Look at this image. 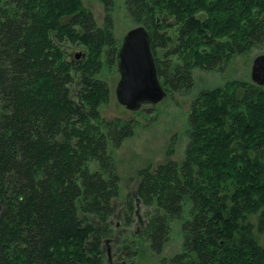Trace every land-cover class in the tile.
I'll list each match as a JSON object with an SVG mask.
<instances>
[{
	"label": "trees",
	"instance_id": "1",
	"mask_svg": "<svg viewBox=\"0 0 264 264\" xmlns=\"http://www.w3.org/2000/svg\"><path fill=\"white\" fill-rule=\"evenodd\" d=\"M99 1L102 25L82 0H0V264H108L109 254L132 264L140 245L162 250L173 221L181 247L161 264H264V85L252 80L194 94L183 159L140 168L124 228L113 223L120 181L109 147L137 121L100 111V75L118 65L121 41L113 0ZM124 4L147 30L166 94L191 93L194 69L264 52V0ZM68 43L82 59L68 58ZM138 205L145 221L131 231Z\"/></svg>",
	"mask_w": 264,
	"mask_h": 264
},
{
	"label": "rangeland",
	"instance_id": "2",
	"mask_svg": "<svg viewBox=\"0 0 264 264\" xmlns=\"http://www.w3.org/2000/svg\"><path fill=\"white\" fill-rule=\"evenodd\" d=\"M83 6L93 13L98 25L103 24L105 7L99 0H82ZM124 0H113L112 16L114 35L122 39L127 30L135 25L125 13ZM165 48H160L159 53ZM66 50L68 58L80 60L83 49L67 44ZM79 54L74 57V54ZM264 53L254 51L234 56L230 63L219 71L194 69V86L189 94L174 92L166 96L156 104H142L135 110H128L120 105L115 97V87L120 78V69L117 66H105L100 75L109 86V97L105 104L100 107L102 116L107 119L113 117L135 118L137 125L132 136L126 138L119 146L109 147V151L116 162V173L120 181V192L118 198L114 200L116 209L113 223L123 229L121 220V209L124 199L128 193H134L139 180L138 170L150 166L155 168L157 165L169 159L181 161L184 157V147L186 143L185 132L187 129L188 114L190 111L191 99L199 90L212 88L224 84L226 81L234 79L251 80L250 71L252 59L255 55ZM172 152L168 154V151ZM137 213L134 222L130 226L131 231L137 230L145 221V208L137 206ZM259 240L264 244V234L259 235ZM181 234L179 224L173 221L169 239L164 244L160 252H154L145 245L138 247L137 253L132 257V264H161L163 258H169L180 250ZM110 252L112 246L109 245ZM113 259L108 264L120 263L123 259L111 254ZM125 259V258H124ZM126 263V261H125ZM131 264V263H130Z\"/></svg>",
	"mask_w": 264,
	"mask_h": 264
},
{
	"label": "water",
	"instance_id": "3",
	"mask_svg": "<svg viewBox=\"0 0 264 264\" xmlns=\"http://www.w3.org/2000/svg\"><path fill=\"white\" fill-rule=\"evenodd\" d=\"M120 78L115 87L117 102L128 110H135L142 104H156L166 92L161 85L152 59L147 30L136 25L127 30L118 52ZM250 78L264 85V53L252 59Z\"/></svg>",
	"mask_w": 264,
	"mask_h": 264
},
{
	"label": "flooded vegetation",
	"instance_id": "4",
	"mask_svg": "<svg viewBox=\"0 0 264 264\" xmlns=\"http://www.w3.org/2000/svg\"><path fill=\"white\" fill-rule=\"evenodd\" d=\"M109 255H110V257H109V261H112L113 257H112L111 254H109ZM121 262H122V263H114V264H126L124 259H123Z\"/></svg>",
	"mask_w": 264,
	"mask_h": 264
}]
</instances>
